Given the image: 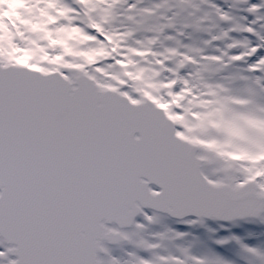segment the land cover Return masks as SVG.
I'll list each match as a JSON object with an SVG mask.
<instances>
[{"label":"snow or ice","instance_id":"obj_1","mask_svg":"<svg viewBox=\"0 0 264 264\" xmlns=\"http://www.w3.org/2000/svg\"><path fill=\"white\" fill-rule=\"evenodd\" d=\"M0 264H264V0H0Z\"/></svg>","mask_w":264,"mask_h":264}]
</instances>
